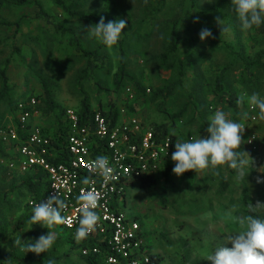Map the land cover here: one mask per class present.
Masks as SVG:
<instances>
[{"label": "rangeland", "instance_id": "1", "mask_svg": "<svg viewBox=\"0 0 264 264\" xmlns=\"http://www.w3.org/2000/svg\"><path fill=\"white\" fill-rule=\"evenodd\" d=\"M29 1L28 5L8 3L0 11V91L4 86L1 71L5 72L9 85L5 99L0 101V124L7 123L13 113L10 102L15 104L23 97L44 94L43 80L48 83L55 101V113L69 108L79 110L87 95L93 108H96L98 98L104 103L114 99L122 108L131 106L148 126L167 124L171 133L180 137L191 134L207 137L209 117L216 110H222L229 119L242 123L245 129L241 150L247 152L253 161L252 167L246 170L249 174L245 179L238 181L235 170L223 165L215 170L209 168L197 173L186 172L179 177L172 171L173 181L170 183L161 181L150 189L135 187L128 190L129 206L126 212L141 218L148 245L163 257V264H210L206 258L218 246H232L226 243L225 236L234 232L237 225L227 220L225 214L229 211H233L234 215L247 214L241 205L244 187L249 189L251 198H260L255 194V183L258 177L264 180V120H260L256 112L257 120L250 119L251 107L246 101L242 105L237 103L239 112L234 114L225 101H219L210 92L205 79L211 82L216 73L235 57L255 59L262 55L264 58V34H257L253 29L242 30L231 0H169L167 8L156 20L144 17L148 0H89L91 3L84 10L86 13H97L107 22L127 20L117 45L108 49L88 36L87 28L92 24L68 18L62 9L54 5L53 0L42 2L44 10L52 15L53 24L38 19L35 4L32 3L34 1ZM106 2L110 4L107 6ZM186 12L202 21H211L215 38L202 42L199 33L203 25L189 21ZM217 17L224 20L222 27H228V32L222 33L216 23ZM175 18L183 22L180 54L199 66L201 76L192 70L187 71L185 90L171 99L161 100L162 105H158L152 102L151 93L170 78L171 72L159 69L153 58L164 51L168 25ZM56 24L72 29L75 35L58 32L54 26ZM76 37L87 50H95L102 45L98 56L101 69L94 70L90 79L82 76L87 59L72 44ZM122 50L127 56L129 73L143 87L151 90V93L147 90L143 96L137 93L134 102H131V97H126L123 90L115 91L113 88V76L122 58ZM241 69L239 59L229 74L230 82L237 89L238 99L245 93L251 95L255 92L264 96V85L258 92L253 90L248 93L237 83ZM97 81L107 84L110 92H99ZM127 86L134 88L132 84ZM184 105H187V109L181 120L173 121L176 118L173 116ZM244 112L248 113L247 119L241 118ZM40 124L56 127L55 119L44 114ZM201 125L203 130L200 132ZM253 137L256 148L249 144ZM215 172H219V175ZM13 182L14 175L0 169V264H6L5 256L13 250L11 243L14 244L18 236L22 241H29L28 234L32 227L29 223L32 213L26 206L30 196ZM19 225L22 227L17 228ZM51 230L55 232L56 240L49 251L54 250L52 259L55 263L83 264L79 252L68 239L66 229L56 225ZM13 246L17 247L15 244ZM25 254L19 250V255Z\"/></svg>", "mask_w": 264, "mask_h": 264}, {"label": "built area", "instance_id": "2", "mask_svg": "<svg viewBox=\"0 0 264 264\" xmlns=\"http://www.w3.org/2000/svg\"><path fill=\"white\" fill-rule=\"evenodd\" d=\"M126 93L133 98V92ZM38 100L32 97L17 103L15 112L7 123L0 124V166L10 173L25 174L40 169L46 174L47 190L40 199H30L29 209L33 214L36 204L44 201L54 192L66 202L62 213L70 223L61 227L76 231L80 213L77 197L82 190H95L100 194L95 210L100 221L81 248L84 256L100 254L105 248L108 264H163L147 242L146 231L137 216H130L128 190L137 189L144 178L164 181L163 173L169 164L177 140L172 135L158 136L154 128L125 109L116 123L107 120L99 111L85 124L75 109L65 111L63 122L67 126L64 141L54 143L57 128L40 124L42 113L37 109ZM250 119L257 120L255 110L250 109ZM199 138L191 134L183 140ZM255 137L249 144L256 148ZM97 156H106L114 169L113 178L104 181L100 175L88 170V163ZM168 162V163H167ZM91 177L94 183L85 185L82 181ZM42 226V225H41ZM76 239V238H74ZM77 240V239H76ZM79 245L82 240H77ZM92 242V246L90 245Z\"/></svg>", "mask_w": 264, "mask_h": 264}, {"label": "trees", "instance_id": "3", "mask_svg": "<svg viewBox=\"0 0 264 264\" xmlns=\"http://www.w3.org/2000/svg\"><path fill=\"white\" fill-rule=\"evenodd\" d=\"M36 7L35 13L36 17L38 19H44L46 23L53 24L52 21V15L47 13L42 5V2L44 0H33ZM29 0H0V11L8 4V3H14L17 5H28ZM53 3L56 7L62 9V11L68 16L70 19H77L79 21H87L90 24H96L100 20V16L97 15V13H86L84 10L89 6V3H91L89 0H53ZM169 3V0H148V4L145 7L144 10V17L146 18H152L157 19V17L167 8ZM110 3L106 2V5L108 6ZM113 12V11H112ZM187 16V19L189 21H195L197 18L192 16L191 13H185ZM185 22V20H183ZM105 22L107 23L106 19ZM196 23V22H194ZM202 24L203 28L208 27L211 30V21H202L199 19V22L197 24ZM182 19L175 18L172 19L170 24L168 25L169 29L167 31V43L165 46V49L162 53L155 56L153 60L157 63L159 69H168L171 72V76L169 79L164 80L163 84L156 88L154 92H150V88L143 87V84L133 75L129 73L127 70V56L124 50H122V58L120 59L119 66L117 67L116 72L113 76V83H114V89L115 91H122L125 93L126 97H129V95L126 93L127 88H130L133 92L134 97L132 98L131 102H134L137 98V93L141 94L142 96L145 95L146 91L149 90L151 95L152 102L160 105V101L163 99H171L175 97L178 93L185 90V83H184V77L187 73V71L192 70L196 75H200V68L198 65L195 64L190 59H185L180 54V46L182 44V34H181V27H182ZM55 29L58 32H61L63 34H74V31L63 24H56L54 25ZM257 34H264V23L261 24L258 28H253ZM72 44H74V47L78 49L80 52H82L83 57L87 59V65L82 70V76L84 79H90L91 74L95 72L94 70L100 68V59H99V49L102 47V45H99V47L95 50H87L84 49V47L81 46L80 40L73 39ZM94 59V62H93ZM241 60V70L242 72L239 75V78L237 79V83L239 85H242L244 89L251 93V91L256 90L259 91V88H262L264 85V58L262 55L257 56L255 59L251 58H243V57H235L230 63L225 65L219 72L216 73L215 79H213L211 82L207 81L205 79V83L210 88V92L219 100V101H225L234 111V114H237L239 112V106L237 104L238 94L237 89L233 86V83L229 80V74L231 71H233V68L235 67L238 60ZM96 60V61H95ZM99 63H97L98 61ZM96 62V63H95ZM100 66V67H99ZM2 73V79H3V90L0 91V101L1 99H5L4 96L7 95L6 91L9 88L8 85V78L5 75L4 71H1ZM97 79V78H96ZM201 82L204 83V79L200 77ZM44 81V88L45 92L43 95L41 94H32L27 97H23L19 99L20 101H26L32 97H36L38 100L37 109L42 113V115H47L49 118L55 119V126L57 128L58 133L54 135V143H61L64 141L65 136L67 134V126L64 125L65 122H63V116L65 114V111L67 109L62 110L60 113H55L56 104L53 99L52 93L48 87V83ZM98 83V91L109 93L110 89L107 87V84L101 83V81H97ZM127 84H132L134 88L127 86ZM82 94L84 95L83 91ZM90 98L85 95L81 102V106L79 110H76L78 114L80 115L82 122L85 124L90 120V118L94 115V112L99 111L101 112L107 120L111 121L112 123H116L120 116H121V110L125 109L120 107L117 103V100L109 102L107 101L104 103L101 98L96 99L97 104L96 108H93L91 105V102L89 100ZM17 102V103H18ZM197 102V101H196ZM12 104L10 102L11 110L12 112H15L16 105ZM162 105V104H161ZM187 109V105H184V107L173 116L175 118L173 121L181 120L182 116L184 115V112ZM126 112L130 115H136V113L133 111L132 107L129 106L126 109ZM255 112L259 114V110L255 109ZM137 116V115H136ZM203 125V124H202ZM200 128V132L203 130L202 126ZM152 127V126H151ZM154 128V132L158 136H166V135H172L175 140H183L186 137H180L178 135H173L170 131V126L167 124H162L158 127H152ZM189 136V135H188ZM187 136V137H188ZM200 137V135H198ZM202 137V136H201ZM1 152V151H0ZM168 163V162H167ZM0 169L5 170L8 172V170L2 166H0ZM172 171L173 168L167 164L165 167V171L163 173L164 182L170 183L172 182ZM10 173V172H9ZM14 175V182L17 187H20L26 195H29L30 199H40L42 198L47 190V181H46V174L44 171H41L40 169H32L29 172L25 174H18V173H10ZM13 182V184H14ZM158 182H161L158 179L153 178H144L140 181L138 184L139 189H150L151 187L155 186ZM255 194L259 195V200H254L250 196V192L248 188L244 187L243 194L241 197V205L246 210L247 214H252L256 216L257 218L264 219V209H259L254 213H250L248 209V204L252 203L253 206H255L257 201H260L261 203H264V183H255ZM165 199V198H164ZM29 200L26 204L27 208H29ZM166 200V199H165ZM30 210V209H29ZM32 213V212H31ZM32 216V214H31ZM31 216L29 218H31ZM138 219H141L139 216H137ZM24 225V223H21ZM22 225L17 226V228H21ZM41 225H33L31 227V231L28 234V240L35 242L41 235H46L48 232V229L42 227ZM52 231V230H51ZM69 233V241L73 243V247L75 250H77L80 254V257L82 259L83 264H108L105 259V248L103 247V252L100 254H89L87 256L82 255L81 248L84 246H88L85 239L81 241V244L79 245V242L74 239L76 236V231H68ZM14 244L11 243L12 251L7 253L5 256V263L10 260V262L7 263H16V264H48L49 260L54 261L52 259V256L54 254V250L47 251L46 253H42L39 256H37L34 253H27L23 256L19 255V247H14ZM90 245L92 246V242H90ZM156 258L160 261H163V257L156 256ZM37 262V263H36ZM55 262V261H54ZM56 264V263H55Z\"/></svg>", "mask_w": 264, "mask_h": 264}, {"label": "clouds", "instance_id": "4", "mask_svg": "<svg viewBox=\"0 0 264 264\" xmlns=\"http://www.w3.org/2000/svg\"><path fill=\"white\" fill-rule=\"evenodd\" d=\"M231 4L242 30H252L264 23V0H231ZM194 22L198 23L199 18ZM216 23L220 26L222 33L230 30L228 27H222L224 20L219 17L216 18ZM126 25L127 20L125 19L111 20L106 23L101 17L98 23L88 26L87 34L106 48L112 49L120 40ZM199 38L203 42L215 37L208 27H204L199 33ZM245 101L253 110L258 109L259 119L264 120V96L255 92L251 95L245 93L239 97L237 103L242 105ZM247 117V112L242 113V119H247ZM244 129L242 123L234 122L224 111L216 110L214 115L209 117L207 137L200 136L175 142V151L171 155L175 165L173 173L179 177L186 172L197 173L209 168L215 170L219 166L227 165L235 170L238 181L245 179L249 174L246 170L249 166L252 167L253 161L247 152L241 150ZM87 167L92 174L100 175L104 181L113 178L111 174L114 169L110 167L106 156H97L95 160L88 163ZM215 174L219 175V172ZM82 183L88 185L94 181L91 177H87ZM257 183H264V180L258 177ZM99 199L100 194L94 189L82 190L78 195L80 219L75 236L77 240L87 238L100 221V216L95 211ZM66 207L65 200L57 192L36 204L29 223L42 225L48 229L47 234L41 235L35 242L22 241L18 236L14 244L26 254L34 253L39 256L46 253L56 240V234L51 229L56 225L70 223L69 218L62 215ZM248 209L250 213H254L259 209H264V203L257 201L255 206L249 203ZM225 217L237 225L234 232L225 236L226 243L232 246L230 248L218 246L213 253L207 256V261L210 264H264V219L252 214L234 215L233 211L227 212ZM48 264H55V262L49 260ZM133 264H138V262L134 261Z\"/></svg>", "mask_w": 264, "mask_h": 264}, {"label": "crops", "instance_id": "5", "mask_svg": "<svg viewBox=\"0 0 264 264\" xmlns=\"http://www.w3.org/2000/svg\"><path fill=\"white\" fill-rule=\"evenodd\" d=\"M47 125H49V123H47ZM47 125H45V126L48 127ZM48 128H50V127H48Z\"/></svg>", "mask_w": 264, "mask_h": 264}]
</instances>
